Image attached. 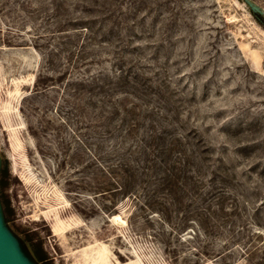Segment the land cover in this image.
<instances>
[{
    "label": "rangeland",
    "instance_id": "obj_1",
    "mask_svg": "<svg viewBox=\"0 0 264 264\" xmlns=\"http://www.w3.org/2000/svg\"><path fill=\"white\" fill-rule=\"evenodd\" d=\"M253 1L263 24L244 0H0V222L27 264H264Z\"/></svg>",
    "mask_w": 264,
    "mask_h": 264
},
{
    "label": "water",
    "instance_id": "obj_2",
    "mask_svg": "<svg viewBox=\"0 0 264 264\" xmlns=\"http://www.w3.org/2000/svg\"><path fill=\"white\" fill-rule=\"evenodd\" d=\"M249 8L256 13L262 14V8L253 0H244ZM0 264H27L18 253L15 245L2 227L0 222Z\"/></svg>",
    "mask_w": 264,
    "mask_h": 264
},
{
    "label": "trees",
    "instance_id": "obj_3",
    "mask_svg": "<svg viewBox=\"0 0 264 264\" xmlns=\"http://www.w3.org/2000/svg\"><path fill=\"white\" fill-rule=\"evenodd\" d=\"M250 11L255 15V18L257 19V21H259L261 24H263L261 21V15L259 13L253 12L251 9H250ZM7 187H8V172L5 168H2L1 175H0V188L5 190ZM1 203L3 205L4 212L7 214L10 213L11 208H10L9 200H8L7 196L3 193H1ZM12 232L14 233L15 231L13 230ZM17 238L21 239L22 241L23 240L32 241L33 239L37 238V234H36V232L31 231V232H28L24 238H21L20 236H17ZM33 248H34L37 256L40 259H42V256L39 252V243H34Z\"/></svg>",
    "mask_w": 264,
    "mask_h": 264
},
{
    "label": "bare ground",
    "instance_id": "obj_4",
    "mask_svg": "<svg viewBox=\"0 0 264 264\" xmlns=\"http://www.w3.org/2000/svg\"><path fill=\"white\" fill-rule=\"evenodd\" d=\"M102 246V245H101ZM106 246V245H105ZM91 247V246H90ZM91 249V248H90ZM100 249V248H99ZM92 251V249H91ZM109 252V251H108ZM110 254V253H109ZM92 263L91 264H110L109 257L107 255V251L104 249H100L96 252V254L91 255ZM111 257V256H110ZM112 259V258H111ZM130 264V263H128Z\"/></svg>",
    "mask_w": 264,
    "mask_h": 264
}]
</instances>
